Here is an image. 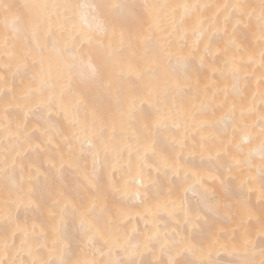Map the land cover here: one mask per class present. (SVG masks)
Segmentation results:
<instances>
[{
	"label": "bare ground",
	"instance_id": "1",
	"mask_svg": "<svg viewBox=\"0 0 264 264\" xmlns=\"http://www.w3.org/2000/svg\"><path fill=\"white\" fill-rule=\"evenodd\" d=\"M0 264H264V0H0Z\"/></svg>",
	"mask_w": 264,
	"mask_h": 264
}]
</instances>
